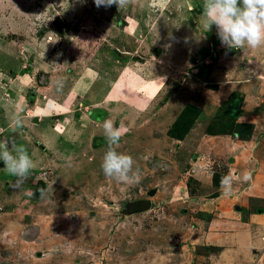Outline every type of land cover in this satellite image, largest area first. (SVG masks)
Returning a JSON list of instances; mask_svg holds the SVG:
<instances>
[{
  "label": "rangeland",
  "instance_id": "rangeland-1",
  "mask_svg": "<svg viewBox=\"0 0 264 264\" xmlns=\"http://www.w3.org/2000/svg\"><path fill=\"white\" fill-rule=\"evenodd\" d=\"M203 5L0 0V142L22 145L35 162L17 187L0 161V264L246 261L224 254L233 229L214 221L224 216L220 195L248 188L221 181L227 168H247L255 139L264 142V131L253 130L264 120V80L244 93L238 74L253 76L260 64L221 44ZM233 92L261 103H232ZM105 118L120 131L115 148L133 158L138 181L104 175ZM138 201L149 210L127 213ZM251 202L242 222L264 212V201Z\"/></svg>",
  "mask_w": 264,
  "mask_h": 264
},
{
  "label": "clouds",
  "instance_id": "clouds-1",
  "mask_svg": "<svg viewBox=\"0 0 264 264\" xmlns=\"http://www.w3.org/2000/svg\"><path fill=\"white\" fill-rule=\"evenodd\" d=\"M128 3L129 0H95L97 7L115 5L118 10L125 8ZM203 14L208 29L212 25L216 26L222 45L242 51L264 47V0H204ZM57 85L62 86L59 81ZM101 123L107 142L101 161L104 175L120 183L138 181L139 172L133 168V158L115 148L120 140V131L110 119L105 118ZM15 124L19 126V119ZM3 131L0 129V135ZM0 161L3 162L4 169L17 178V187L23 185L35 167V162L26 148L11 140L0 142ZM244 178L248 179V174ZM221 183L223 187L230 180L224 177ZM40 196L46 197L47 190L40 189Z\"/></svg>",
  "mask_w": 264,
  "mask_h": 264
},
{
  "label": "crops",
  "instance_id": "crops-1",
  "mask_svg": "<svg viewBox=\"0 0 264 264\" xmlns=\"http://www.w3.org/2000/svg\"><path fill=\"white\" fill-rule=\"evenodd\" d=\"M189 14H191V12L187 13V15L190 18L191 15ZM192 18L193 16L190 19ZM234 50H236L237 54H239V57L242 59L241 61H246L248 59L247 62L249 63L258 62L260 64L259 68H256L258 70L255 71V74L253 76L249 74L248 71L245 70L246 68L244 69L245 70L244 72L246 74H244L243 71L242 74H238V76L240 78H243L244 80L243 83V85L245 86L243 87L244 93L245 91H251L252 89L259 88L260 87L259 81L264 80V47H260L258 49H245L244 51L240 49H234ZM257 56H259V58ZM245 75L246 78L244 79ZM231 77H233V73H231ZM231 79L233 80V78ZM246 87L248 88L246 89ZM230 96H233V98L230 97L228 101L232 100V103H235L236 100H239L235 98L238 96L237 92L231 93ZM257 100L258 97L255 95H245V98L242 97V99H240L239 101H241V103H250V105L254 102L261 103L259 102L260 100L258 101ZM248 123H252L255 126L254 124L255 122L252 121V119L248 121ZM256 129L257 130L262 129L264 131V120L258 126V128L257 126L253 127L254 131ZM257 130L255 132H257ZM259 135H261L262 137L264 133L262 132ZM223 136H226V138L224 139H228V135H223ZM221 137L222 136H209V139H213V138L219 139ZM258 139L260 143L254 144L256 146L255 147L256 153L252 154L253 159L252 161H250L249 159L250 163L248 164L247 168L244 167V170L238 169L236 167L235 168L231 167L232 169L227 168L226 173L223 175L224 177L231 178L232 181L231 187H236L233 185L241 183L244 185H248V188L245 190V193H243L239 197L234 196L237 188H235L234 190H229L230 192H227L226 190V193H229L227 196L220 195L218 197L219 207L217 211L224 216H221L220 218L221 220L219 221L213 220L216 223H220L221 227H225L226 225H228L227 227L229 228L227 229H233L232 231L233 234L232 236L229 237L230 240L226 238L225 239L226 242L224 245L225 247L224 248L221 247L224 254L236 256V258L241 257L240 260H242V262H244L243 260H246L248 264H264V241L261 239L262 237L264 238V212H257V213L249 212L247 214L246 219H243L244 220L243 222L240 220L242 219L241 214L245 209H247V207H249L250 205L253 206L256 205V203H252L251 200L258 202L260 200L264 201V187H263L264 186V142L262 144V140L260 137L255 139V141H257ZM231 141L232 140L230 139L228 143V147ZM245 174H248L249 176L248 179L244 178ZM251 185L254 187V189L252 187L253 189L251 191L252 194H249L247 193V191H249ZM238 201L240 203V206L235 204ZM234 251L238 253L235 254ZM243 256L247 258H242Z\"/></svg>",
  "mask_w": 264,
  "mask_h": 264
},
{
  "label": "water",
  "instance_id": "water-1",
  "mask_svg": "<svg viewBox=\"0 0 264 264\" xmlns=\"http://www.w3.org/2000/svg\"><path fill=\"white\" fill-rule=\"evenodd\" d=\"M155 191H150L148 193V196H153ZM151 203L149 201H138L135 203L130 204L127 207V213H138V212H144L146 210H149Z\"/></svg>",
  "mask_w": 264,
  "mask_h": 264
},
{
  "label": "trees",
  "instance_id": "trees-1",
  "mask_svg": "<svg viewBox=\"0 0 264 264\" xmlns=\"http://www.w3.org/2000/svg\"><path fill=\"white\" fill-rule=\"evenodd\" d=\"M179 127L181 128V126L179 125ZM182 133H183V135H184V133H185V130H182ZM182 133H173V137H176V138H178V139H181V137H182Z\"/></svg>",
  "mask_w": 264,
  "mask_h": 264
}]
</instances>
